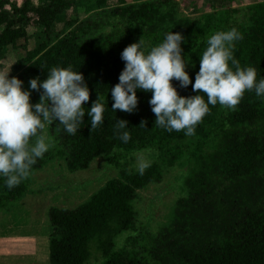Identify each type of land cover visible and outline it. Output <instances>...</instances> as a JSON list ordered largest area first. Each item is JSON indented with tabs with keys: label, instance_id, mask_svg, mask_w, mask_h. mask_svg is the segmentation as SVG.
Wrapping results in <instances>:
<instances>
[{
	"label": "trees",
	"instance_id": "16d2710c",
	"mask_svg": "<svg viewBox=\"0 0 264 264\" xmlns=\"http://www.w3.org/2000/svg\"><path fill=\"white\" fill-rule=\"evenodd\" d=\"M72 1L45 0L34 5L25 0L11 11L0 0V60L9 46L29 39L28 28L36 17L46 38L27 50L17 63L15 77L25 86L32 78L46 79L52 67L71 65L84 75L90 89V100L84 105L86 113L100 96L105 112L99 127L91 129L87 114L75 135L58 123L53 127L68 149L70 170L86 169L97 157L116 150L138 152L156 147L166 156L161 162H152L142 175L138 171L123 172L122 177L110 179L75 208L52 207L49 264H87L91 243L96 239L103 253L100 264H264V97L246 91L234 110L210 105L195 134L188 136L184 131L169 132L155 125L156 116L148 102L150 92H137L139 103L133 113L113 112L110 92L125 66L121 59L124 48L140 38L150 48L171 31L185 37L182 54L189 62L186 71L193 83L208 37L232 27L244 37L236 42L235 58L242 67H255L257 79L264 77V1L246 8L248 18H242L240 10L231 6L192 18L177 17L174 9L163 10L161 1L144 0L113 10L126 23L113 24L106 35L84 41L77 29H72L53 39L56 19ZM173 84L181 96L198 94L192 85L180 88L175 80ZM121 119L128 122L131 139L127 143L119 139L115 129ZM48 154L33 167L42 166ZM182 157L192 169L184 180L187 196L178 201L171 227L161 231L157 245L150 250L145 243L151 257L116 249L115 236L134 226L133 200L138 190L161 180L164 166L174 165ZM28 188V179L9 189L0 178V209L22 197Z\"/></svg>",
	"mask_w": 264,
	"mask_h": 264
},
{
	"label": "clouds",
	"instance_id": "9594fccd",
	"mask_svg": "<svg viewBox=\"0 0 264 264\" xmlns=\"http://www.w3.org/2000/svg\"><path fill=\"white\" fill-rule=\"evenodd\" d=\"M243 38L235 27L211 34L199 57L194 83L186 71L189 62L182 54L185 37L181 33L168 32L162 42L150 48L142 38L129 44L121 52L125 66L119 82L110 88L112 111L133 113L139 103L137 92H150L148 102L156 116L155 125L191 136L210 105L234 110L246 91L264 97V77L257 79L256 68L242 67L234 56L236 42ZM174 80L180 88L192 85L198 94L181 96ZM23 85L21 79L10 77V71L0 70V178L9 189L27 179L33 165L53 146L46 126L58 123L75 135L86 114L91 129L104 123L105 106L99 95L85 112L90 89L84 75L71 65L52 67L44 80L30 79V90ZM32 91L40 92L38 103H31ZM141 125L145 127V122ZM115 129L123 143L131 139L126 120H117ZM150 166L143 154L137 156L135 167L141 175Z\"/></svg>",
	"mask_w": 264,
	"mask_h": 264
},
{
	"label": "rangeland",
	"instance_id": "374dc122",
	"mask_svg": "<svg viewBox=\"0 0 264 264\" xmlns=\"http://www.w3.org/2000/svg\"><path fill=\"white\" fill-rule=\"evenodd\" d=\"M5 7L13 11L22 6L25 0H4ZM39 5L45 0H29ZM144 0H73L57 17L51 36L53 39L77 29L84 41L113 30L112 25L125 24L122 16L114 13L117 7ZM148 1V0H146ZM163 2L162 9H174L177 17L196 18L212 12L218 7H236L242 18L247 7L264 0H158ZM173 5L171 8L169 5ZM176 8V9H175ZM244 14V15H243ZM33 18L28 28V40H20L6 49L0 60V70L10 71V77L18 74L17 63L46 38L42 26ZM243 22V21H242ZM24 88L30 90L29 83ZM40 101V92L32 91L31 103ZM53 127L46 126L47 134L53 140V146L44 157L42 166L32 167L27 178L29 188L20 198L13 200L0 209V264H49V247L52 225L49 211L52 207L75 208L89 200L110 179L122 177L124 172H135L137 156L143 154L152 162L164 159V151L149 147L138 152L116 150L94 159L86 169L72 171L67 165L68 149L57 138ZM34 141V138H33ZM116 158V159H115ZM115 159V160H114ZM192 169L185 157L174 165H165L162 179L153 181L138 190L133 200L136 213L134 226L115 236V248L140 257H151L157 245L156 239L161 231L171 227L176 206L181 198L187 196L184 180ZM148 240H146V238ZM103 260L99 241L91 243V255L87 264H100Z\"/></svg>",
	"mask_w": 264,
	"mask_h": 264
}]
</instances>
